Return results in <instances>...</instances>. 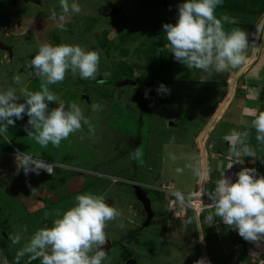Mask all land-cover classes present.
Listing matches in <instances>:
<instances>
[{"label": "rangeland", "instance_id": "1", "mask_svg": "<svg viewBox=\"0 0 264 264\" xmlns=\"http://www.w3.org/2000/svg\"><path fill=\"white\" fill-rule=\"evenodd\" d=\"M1 1L5 5L2 6ZM38 1V3L23 2L24 4H18L12 9L10 5L8 6L7 0H0V41L11 48L13 60V63L8 62L10 49H0V91L13 88L17 95H21L22 88H27L29 91L40 90L41 81L35 77L34 70L28 65L42 44L79 45L85 50L97 51L100 54V64L95 80L81 79L79 73L74 75L69 70L63 82L49 85V89L66 105L76 102L94 127L102 123L101 147L103 149H108L111 143L116 144L112 138L110 139L111 135L108 136L107 133L111 130V133L116 135L117 132L115 138L117 145L109 152L112 156L115 155L102 164L108 165L110 161H116L118 156L127 154L128 161L131 164L134 162L133 165L128 164V169L139 167V170H142L148 166L144 162L147 155L153 161L156 159L160 162L161 158H166L167 163L175 161L171 165L176 166L178 153L184 146L179 148L176 142H164V138L168 139L170 135L178 137L181 135L183 139L188 138L190 141L193 138L197 139L199 130L203 131L207 125L204 124L207 115L202 117L196 114L193 112L194 108L204 106L203 111H209L218 98H221V95L225 96L229 90L236 98L230 104L231 108L237 102V94L244 91L248 84H253L255 80L264 82V9L262 12H254L256 3L253 0H228L229 4L223 5L222 3L216 8L215 15L222 20L224 30L230 32L234 28H240L245 31L249 46L244 53L247 62L245 61L237 68L229 67L223 72L212 70L210 73L199 69H189L183 63L176 61L165 47L167 44L165 33L162 34L161 47L158 46L155 28H163L164 23L175 24L178 19V6L185 0H69L70 4L78 3L83 11L80 14L72 13L64 20H60L59 15L56 19L51 17L53 9L58 14L62 12L60 0ZM110 3L121 7V11L116 15L108 14L111 9ZM17 75L20 76L19 84L13 79ZM139 77L153 84L148 87L138 80ZM195 78L199 80L196 81ZM128 79H131L133 83H121ZM160 84L170 89V94H158L157 88ZM240 84L244 86L240 87ZM145 93H147V98ZM228 97L229 94L223 100L225 101ZM17 102H24V98L21 97ZM93 103L102 105L103 109L93 111L91 107ZM57 106L55 102L49 103L50 110ZM16 121L15 124L31 127L27 123L26 114L23 119ZM169 121H179L180 128L175 130L169 128ZM163 125L167 126V129L165 126L163 128ZM81 132L83 135L75 136V133H72L66 140H62V143L66 141V144L61 143L60 147L54 148L58 149L57 155H64L63 147L70 155L73 148H77L72 145L76 143L74 139H82L83 143L90 139L93 140L88 134V125H83ZM121 135L124 137L122 138ZM14 138H16L14 132L10 133L9 129L7 133L0 135V162L4 158L6 159L4 163L8 164L9 160L7 162L6 157L12 158L8 153H13L16 147ZM16 145L23 152H28L26 145H24L25 150L19 147V144ZM137 148L141 152L139 160L132 159L129 155ZM90 149L93 150V146ZM78 154V150L75 151V155L78 156ZM187 154L188 150L180 152L182 157ZM90 155L94 156V154ZM187 158L189 157L185 159ZM129 173L132 176L131 171ZM96 178L104 183L103 176ZM122 179L128 180L123 177ZM122 179L117 178L116 180ZM26 180L30 183L28 186L32 188V191L42 185L40 180H29V178ZM19 184H16L11 192L0 187V247L5 250L13 264H17V251L30 240L38 229L46 227L39 224L38 213L32 214L29 211L28 203L31 198L26 196V192L20 190V185L22 186L23 183ZM188 184L185 183L184 187ZM119 185L122 184L117 183L111 189L116 190L120 187ZM163 185L164 187L169 186L168 183H161L157 187ZM146 191L150 193V189ZM114 193L117 195L114 196ZM128 193L116 190L108 194L110 197H115L117 202L115 208L120 212V216L109 221L105 228L106 238L111 239L113 246L109 252L107 251V258L102 261V264H123V262L126 264L129 254L123 247H120L116 239H119L123 232L133 225V233H131H139L142 222L133 225L128 222L126 225L124 218H121V215H126L128 220L132 217L134 221V216L138 214L137 210L133 213L128 211V209L133 210L134 204L133 200L128 197ZM70 198L72 197L67 196L65 199ZM68 203H71V200ZM153 207L157 209V203L153 204ZM153 225L155 226L154 222L148 227L151 228ZM51 226L50 221L49 227ZM16 234L21 235V242L13 245L10 237ZM209 244L211 264H229V259L222 252V244L221 249L214 241H210ZM145 245L154 250L157 258L146 254L141 259L138 257L139 264H195L201 258L199 240L196 235L192 239L188 237L180 241L174 249L172 243L164 244L158 239L155 241L147 239L143 243V246ZM245 254L246 252L242 254L245 261L255 260L254 256L250 254L245 256ZM26 259H28L26 264H41L40 259L31 260L28 255L23 256L18 264ZM255 261L263 264L260 260Z\"/></svg>", "mask_w": 264, "mask_h": 264}, {"label": "clouds", "instance_id": "2", "mask_svg": "<svg viewBox=\"0 0 264 264\" xmlns=\"http://www.w3.org/2000/svg\"><path fill=\"white\" fill-rule=\"evenodd\" d=\"M222 3L223 0H185L178 6L177 22L163 24L167 40L165 47L176 61L189 69L209 73L212 70L223 72L229 67L237 68L246 61L244 53L249 46L247 33L240 28H234L230 32L224 30L222 20L215 15L216 8ZM60 8L62 12L59 14L54 9L51 10L53 19L59 15V19L64 20L72 13L80 14L83 11L78 3L70 4L69 0H60ZM99 64L100 54L97 51H88L79 45H40L28 65L41 81L40 90L29 91L22 88L21 95H17L13 88L0 91V135L7 133L8 127L14 126L15 121L23 119L25 114L28 116L27 123L31 126L25 127L27 137L42 148L49 144L59 147L61 141L66 140L70 134L82 131L83 125H88L89 132L94 133L93 125L84 116L81 107L76 102L66 105L50 91L49 85L63 82L69 70L74 75L79 73L81 79L95 80ZM13 79L15 83H20V76ZM157 93L170 94V89L160 84ZM21 97L24 102L18 103ZM145 97L147 98V93ZM51 102L58 106L50 110ZM91 107L93 111L103 109L97 103H93ZM251 128L256 131L257 142L264 145V112L254 116ZM249 137L248 130H232L224 138L228 142L230 153L241 164L242 153L244 157L253 158V162L256 159L255 152L248 144ZM204 146L205 140L199 147L202 159L203 152L207 154V158L217 152L225 155L216 150L209 155ZM210 148L211 145L209 151ZM129 155L132 159L139 160L141 152L137 148ZM16 160L17 174L23 170L26 176L30 173L38 175L41 170L53 176L55 169L62 167L59 163L49 164L40 156L26 152H18ZM261 162L264 163V159ZM189 167L197 177L207 175V170H202L199 164ZM236 176L238 178L233 182L223 174L222 178L215 181L213 190L206 193L204 190V195L208 196L214 210L205 218L206 223L212 226L215 224L214 217H219L224 225L236 229L244 240L259 243L264 241V175H258L255 168L244 167ZM175 195L179 201H184L182 193L177 192ZM75 201L62 214L58 210L52 226L38 229L17 251V264L25 255L31 260L39 258L41 264H102L107 258L104 250L107 243L105 228L109 221L120 216V212L107 204L104 197L90 192L77 195ZM10 239L13 245H18L21 235L16 234ZM195 264L210 262L200 258Z\"/></svg>", "mask_w": 264, "mask_h": 264}, {"label": "crops", "instance_id": "3", "mask_svg": "<svg viewBox=\"0 0 264 264\" xmlns=\"http://www.w3.org/2000/svg\"><path fill=\"white\" fill-rule=\"evenodd\" d=\"M7 2L9 1L7 0ZM25 3H28V1ZM195 80L198 81L199 78H195ZM263 84L264 82H258L256 80L253 84H248V86L245 87L244 91L237 94V102L231 108L230 104L236 98L233 93L231 94L230 90L227 93L229 94V97L224 101L223 98L227 94L225 96L221 95V98H218L217 102H215L210 107L209 111L205 110L204 112V106H198L197 108H194L193 112H195L196 114H200L202 117H205L207 115V120L204 123L207 125H204L205 128L203 129V131L199 130V134L197 136L198 140L194 138L192 141L188 140V138L183 139L181 135L180 137L170 135L168 139L164 138V142L172 143L174 141L177 143V146L179 148L184 146L180 152L188 150V154L185 155V157L180 156V152L178 153L179 163L176 162V166L171 165L172 163H175V161H172V163H167L168 161H166V158H161L160 162L159 160L156 161V159L153 161L150 156L148 157L147 155L144 162L148 166H145V168H143L142 170H139V167H137L136 169H128V164L130 165L131 162L128 161L127 154L118 156V158H116V161H110L108 165L102 164V162L105 163L107 160L112 159L115 154L112 156L111 154H109V152L114 146L117 145V141L115 140V138L117 137V132L115 135L114 133H111L112 131L110 130L107 134L108 136H112H110V139L112 138L113 142H115L116 144L111 143L109 145V148L106 150L101 147L103 140L102 123H100L96 127L93 126L94 133H88L89 136L93 138V140H85L86 143H83L84 140L82 139H74L76 143H73L72 145L77 148H73V152L69 155L67 153V149H64L63 147L64 155L61 156L57 155L58 149H54L58 147H53L51 144H49L46 148H42L34 140L28 138L25 127L21 124H15L14 127L10 125L8 129L10 133H12L13 131L15 134L16 138H14L15 140L13 141L16 147V144H19L18 146L25 150L24 145H26L28 152H25L27 154L40 156L41 159L59 163L62 165V167L56 168L53 176L43 173H39L38 175L30 173L26 176L23 173V170H20L19 174H17V161L15 159L6 157L8 158L7 162L9 160L8 164H6L4 163L6 159L4 160V158H2V161L0 162V176H3L0 177L2 178L0 179V187L4 188L5 190L8 189L7 191L11 192L16 187V184L23 183L22 186L19 184L20 190L26 192V196L31 198L30 202L28 203L29 211L32 214L38 213L37 215L40 216L39 224L45 225L46 227H49L50 221L53 223V220L57 218L56 212L58 210L62 214L64 211L70 208L68 204L73 206L76 203L75 197L79 194L90 192L94 195L102 196L104 197L107 204L112 207H116L117 202L115 197H110L108 194L112 191L116 192V190L117 192L120 191L127 194L130 190L128 193V197L133 200L134 204L133 210L128 209V211L133 213L134 210H137L138 214L134 216L135 222L133 221L132 217H130V219L128 220V217L126 215H121V218H124L126 225H128V222L131 225L139 222H142V224L140 225L139 233L132 234V230L134 228L133 225L132 227L126 229V231L123 232V235H121L119 239L116 240L119 241L121 245L120 247H123V249L127 251V253L129 254V258L132 257L135 260V264H139L138 257L141 259L142 256H146V254L150 257L157 258L154 250L149 248L150 246H143L144 241L147 239L149 241H155V239H158L161 240V242H163L164 244L172 243L174 249L177 247V243L183 241L188 237L192 239L194 235H196L199 240L201 258H205L206 261L210 262V241L218 243L220 249L221 244L224 241H237L242 242L247 246L245 256L250 254L252 255V257L254 256L255 259L260 260L264 264V241L253 243L244 240L239 236L236 229L229 228L228 226L224 225L223 222L220 221L219 217H214L215 224H213L212 226H208L205 218L214 211L213 209H204L200 212H195L191 208H189V206L180 202L177 198L166 195L160 190L158 191L157 187V185L161 183H171L174 190L182 193L183 195L194 192L199 182L201 181V177H197L189 167V165L199 164V166L203 170L204 160L201 158V152L199 150L201 137H206L204 139V147L206 148L209 155L214 150L222 151L225 155H229L228 160H220L217 157H214V155L208 156V177L207 182L203 186V190H205V193L214 189L215 181L222 178L223 174L226 177H229L233 182H235V180L238 178L236 176V173H238L244 167L255 168L258 175H264V163L261 162V160L264 159V145H261L257 142V140L255 139L256 131L254 128H251V121L254 116L256 114H259L260 112H264L263 99H260V91L261 87L264 86ZM243 86L244 85L240 84V87ZM255 102L256 104H254ZM150 113L151 112H149V114ZM214 117L216 119H213ZM16 122L17 121H15V123ZM176 122L181 124L179 121ZM164 126L165 125H163V128ZM168 127L175 130L171 126ZM165 128L167 129V126H165ZM232 130H248L250 132L248 144L256 154V159L254 162L253 158L244 157L242 153L240 159H243V163L241 164L237 162L238 158L230 153L228 142L224 138ZM74 133L75 136L83 135V132L81 131H77ZM121 136L122 138L124 137V135ZM61 143L60 146L63 143L65 145L66 141H63L62 144ZM210 145L211 148L209 151ZM91 146H93V150L90 149ZM77 150L79 152L78 156L75 155V151ZM86 151L88 152L86 153ZM90 154H94V156L92 157ZM187 156L189 158L185 159ZM133 163L131 165H133ZM230 165L233 166L229 169L228 167ZM76 169L85 171H79ZM177 169H181L182 171L178 172ZM88 171L98 172L99 174H93ZM130 171L132 173V176H130ZM142 171H144V173H142ZM41 175L44 177H42ZM97 176H99L100 178L103 176L104 183H101L100 181L102 180H98V178H96ZM122 177L128 180H123ZM26 178H29V180H40L42 182V185L37 190L32 191V188H29L28 186L30 183L27 182ZM117 178L122 180H116ZM117 183L122 185H119L120 187L116 188V190H112L111 188L115 187ZM185 183H189L188 186L184 187ZM134 184L140 185L145 190L146 195L150 200L152 216L148 221L147 214L145 209L143 208L142 203L135 196L133 190ZM146 189H150V193L147 192ZM116 195L117 193H114V196ZM67 196L72 198L65 199ZM70 200L71 203H68ZM155 203H157V209L153 207V204ZM45 217H47V219ZM153 222L155 226L153 225L151 228H149L148 226ZM168 230L169 233H167ZM6 234L7 233H5V235ZM107 243L110 244L108 249L109 252L111 247L113 246L111 239L107 238ZM2 249L3 248L0 247V255H4L10 261V263L13 264L10 257L5 253V250ZM27 261L28 259L24 260L21 264H26ZM124 263L125 262H123V264Z\"/></svg>", "mask_w": 264, "mask_h": 264}, {"label": "built area", "instance_id": "4", "mask_svg": "<svg viewBox=\"0 0 264 264\" xmlns=\"http://www.w3.org/2000/svg\"><path fill=\"white\" fill-rule=\"evenodd\" d=\"M18 152L19 153H25L22 150L18 149L17 147H14L13 153H8V154L10 156H12L13 159L16 160V155ZM203 153H204L202 156L203 160H204L203 170H207L208 158H207V154L205 152H203ZM213 155L220 160H222V159L228 160L229 159L228 154L223 155L222 153L217 152V153H214ZM43 160L49 164L54 163V162H51L49 160H45V159H43ZM76 170L82 171L81 169H76ZM88 172L95 173L94 171H88ZM40 173L49 175L44 170H41ZM207 177H208V171H207L206 176L201 177V181L199 182L196 190L193 193L184 195L185 199L182 203L189 206L195 212H200L204 209H212L210 206L211 201L209 200L207 195H204V190H203V186L207 182ZM168 185L171 188L169 186L164 187V185H163L162 187H158V190H160L161 192H164L166 195H170V196L177 198L175 195L177 193V191L174 190L173 186L170 183H168ZM222 247H223V252H224L226 258L229 259V262H228L229 264H260L259 262L255 261L256 259L255 260L252 259L251 261H245L242 258V254L244 252H246V248H247V246L242 242L226 241V242L222 243ZM0 264H9L7 258L4 255H0Z\"/></svg>", "mask_w": 264, "mask_h": 264}, {"label": "water", "instance_id": "5", "mask_svg": "<svg viewBox=\"0 0 264 264\" xmlns=\"http://www.w3.org/2000/svg\"><path fill=\"white\" fill-rule=\"evenodd\" d=\"M12 1H16V0H12ZM22 1H24V2H27V1H35L37 3L39 2L38 0H22ZM110 8L111 9H110V11H109L108 14H111V15H116V14H118L121 11V7L116 6L114 4H111V3H110ZM0 49L1 50H3V49L9 50L10 49L9 52H8V57H9L8 62L13 63L11 48H8L6 45H3V43L0 41ZM129 80H131V79H128L127 81H123L121 83H126V84L128 82H129V84H131V82L133 83L132 80L131 81H129ZM260 99H263L264 100V86L261 87ZM169 125L172 126L174 129H179L180 128V124L177 123L176 121H169ZM33 174H35V173H33ZM133 190H134L135 196L142 203L143 208L146 211L147 221H148L151 218V216H152V210H151L150 200L147 197L145 190L140 185L134 184ZM109 246H110L109 243H106V245L104 246V250L106 252L108 251ZM126 264H135V260L133 258H129L128 260H126Z\"/></svg>", "mask_w": 264, "mask_h": 264}, {"label": "trees", "instance_id": "6", "mask_svg": "<svg viewBox=\"0 0 264 264\" xmlns=\"http://www.w3.org/2000/svg\"><path fill=\"white\" fill-rule=\"evenodd\" d=\"M256 3V10L254 12H262L264 9V0H253ZM230 2L228 0H223V5L229 4ZM156 33H157V37H158V46L161 47L162 45V34L164 33L163 28H155ZM139 81H141V83L146 84V86L150 87L153 82L151 81H146L143 77H139L138 79ZM233 242V241H231ZM237 242V241H234ZM10 264V262H9Z\"/></svg>", "mask_w": 264, "mask_h": 264}, {"label": "flooded vegetation", "instance_id": "7", "mask_svg": "<svg viewBox=\"0 0 264 264\" xmlns=\"http://www.w3.org/2000/svg\"><path fill=\"white\" fill-rule=\"evenodd\" d=\"M8 1H9V2H8V6L10 5L12 9L16 8L18 4H24L21 0H16V1L8 0ZM1 5H2V6L5 5V3H3V2L1 1ZM6 5H7V4H6ZM0 14H1V13H0ZM7 22L9 23V20H8ZM17 24H18V23H17ZM5 27L8 28L7 26H5ZM5 27L3 28L4 30L6 29Z\"/></svg>", "mask_w": 264, "mask_h": 264}, {"label": "bare ground", "instance_id": "8", "mask_svg": "<svg viewBox=\"0 0 264 264\" xmlns=\"http://www.w3.org/2000/svg\"><path fill=\"white\" fill-rule=\"evenodd\" d=\"M247 62V61H246ZM225 104V103H224ZM223 105V104H222ZM221 110V109H220ZM216 116V115H215ZM215 118V117H214ZM209 125V124H208ZM205 136H206V134H205ZM204 139H205V137H201V139H200V145L203 143V141H204ZM200 147V146H199ZM199 204V203H198Z\"/></svg>", "mask_w": 264, "mask_h": 264}]
</instances>
